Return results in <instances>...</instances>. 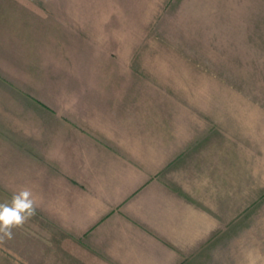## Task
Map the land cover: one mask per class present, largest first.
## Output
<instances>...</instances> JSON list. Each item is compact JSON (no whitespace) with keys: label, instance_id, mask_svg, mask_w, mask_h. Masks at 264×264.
Here are the masks:
<instances>
[{"label":"crops","instance_id":"1","mask_svg":"<svg viewBox=\"0 0 264 264\" xmlns=\"http://www.w3.org/2000/svg\"><path fill=\"white\" fill-rule=\"evenodd\" d=\"M18 1L0 0V202L28 188L38 206L0 241V264L195 257L213 238L214 219L200 211L197 173L191 186L181 154L168 153L176 135L166 93L128 89L134 76L80 78L91 87L53 91L54 52L103 44L88 43L81 23L56 29L54 0H31L27 11Z\"/></svg>","mask_w":264,"mask_h":264},{"label":"rangeland","instance_id":"2","mask_svg":"<svg viewBox=\"0 0 264 264\" xmlns=\"http://www.w3.org/2000/svg\"><path fill=\"white\" fill-rule=\"evenodd\" d=\"M31 5L18 1V10ZM53 6L56 29L81 23L88 43L104 49L54 52L53 91L91 87L80 78L134 76L128 89L166 93L168 133L176 135L168 153L181 154L191 186L197 173L200 211L214 219L213 238L183 264H264V0Z\"/></svg>","mask_w":264,"mask_h":264},{"label":"clouds","instance_id":"3","mask_svg":"<svg viewBox=\"0 0 264 264\" xmlns=\"http://www.w3.org/2000/svg\"><path fill=\"white\" fill-rule=\"evenodd\" d=\"M37 203L28 188L13 193L10 200L0 202V241L11 239L13 230L35 215Z\"/></svg>","mask_w":264,"mask_h":264}]
</instances>
